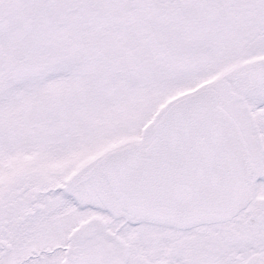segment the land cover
Listing matches in <instances>:
<instances>
[{
	"label": "snow or ice",
	"instance_id": "obj_1",
	"mask_svg": "<svg viewBox=\"0 0 264 264\" xmlns=\"http://www.w3.org/2000/svg\"><path fill=\"white\" fill-rule=\"evenodd\" d=\"M0 264H264V0H0Z\"/></svg>",
	"mask_w": 264,
	"mask_h": 264
}]
</instances>
